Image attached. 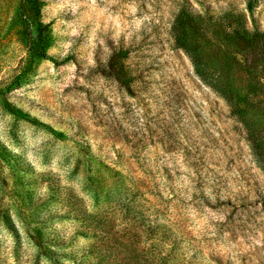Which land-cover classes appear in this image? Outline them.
<instances>
[{
  "label": "rangeland",
  "instance_id": "rangeland-1",
  "mask_svg": "<svg viewBox=\"0 0 264 264\" xmlns=\"http://www.w3.org/2000/svg\"><path fill=\"white\" fill-rule=\"evenodd\" d=\"M43 1L58 63L17 86L20 0H0V264H52L38 243L60 264H264V54L221 20L264 31V0Z\"/></svg>",
  "mask_w": 264,
  "mask_h": 264
},
{
  "label": "trees",
  "instance_id": "trees-1",
  "mask_svg": "<svg viewBox=\"0 0 264 264\" xmlns=\"http://www.w3.org/2000/svg\"><path fill=\"white\" fill-rule=\"evenodd\" d=\"M45 6L43 0H20L18 7V15L21 23V28L18 32L24 46L28 51V58L26 66L24 67L20 79L17 82V86L24 83L28 76L34 73V70L39 66V64L44 60H50L58 63L52 57L48 55V50L53 44V31L51 28V23H45L42 21V9ZM247 10L252 12V3L248 2ZM199 18L184 12L182 15L176 18L175 24L173 25V34L175 36V42L178 48L184 50L188 56L192 59L194 66L197 71L201 74L199 70V59L193 45H189L186 42V38L189 32L196 33L199 31ZM221 20L224 21L230 28V37L236 42L242 50H250L255 54H264V31H259L255 29L250 31L247 28L244 16L235 13H225L221 16ZM119 60L112 59L110 63V68L112 70L113 76L124 86L127 90H130L128 85V80L126 79V67L122 60L127 57V52L119 53ZM217 92L222 96L228 103H231L230 97L221 90L217 88ZM253 153L258 162H261V157L253 146ZM41 254L45 256L52 264H60L59 256L54 253L51 249L43 245V243H38ZM141 251L140 253H142ZM147 252V251H146ZM138 260H143V264H156L157 257L154 254L147 253V255H139ZM111 258L117 260L115 254L109 255ZM110 257H99L102 263H107ZM136 262V264H142L141 261Z\"/></svg>",
  "mask_w": 264,
  "mask_h": 264
}]
</instances>
